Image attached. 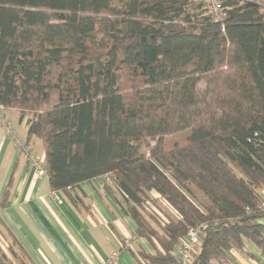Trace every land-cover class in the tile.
Masks as SVG:
<instances>
[{
    "label": "trees",
    "instance_id": "trees-1",
    "mask_svg": "<svg viewBox=\"0 0 264 264\" xmlns=\"http://www.w3.org/2000/svg\"><path fill=\"white\" fill-rule=\"evenodd\" d=\"M221 3L222 28L201 0H0L1 111L41 143L51 191L76 203L108 175L152 247L141 264H178L200 223L192 264L254 258L246 243L264 257V8Z\"/></svg>",
    "mask_w": 264,
    "mask_h": 264
},
{
    "label": "crops",
    "instance_id": "crops-1",
    "mask_svg": "<svg viewBox=\"0 0 264 264\" xmlns=\"http://www.w3.org/2000/svg\"><path fill=\"white\" fill-rule=\"evenodd\" d=\"M2 114L25 138V119L19 120L14 109H2ZM30 146L43 159L41 143L32 139ZM104 183L100 177L82 183L76 189V203L51 191L47 175L36 173L0 124V247L9 257L8 243L20 245L32 264H99L120 251L122 240L135 236V224L124 214L119 193ZM245 245L255 257L233 251L234 263L264 264L259 250ZM123 246L113 264H141L137 251L152 252L141 238Z\"/></svg>",
    "mask_w": 264,
    "mask_h": 264
},
{
    "label": "built area",
    "instance_id": "built-area-1",
    "mask_svg": "<svg viewBox=\"0 0 264 264\" xmlns=\"http://www.w3.org/2000/svg\"><path fill=\"white\" fill-rule=\"evenodd\" d=\"M239 2H251L257 4L264 8V0H237ZM202 8L204 10V14L209 16L210 19L214 23H218L221 28L223 27V22L225 19L226 11L224 6L221 3V0H201ZM0 124H2L6 129L13 140L14 145L20 150V152L29 159L35 166L36 173L45 174V169L43 166L42 159L38 158L35 154L33 148L25 144L24 140L16 133L10 121L6 120L4 115L2 114L0 108ZM100 178L105 181H109L108 175H102ZM264 195V193H263ZM259 210H264V198L261 200L259 206ZM204 226V223H200L196 227L190 228L186 231L184 237L177 244L173 254L177 260L178 264H192L193 260V251L195 247L200 244L201 241V228ZM134 239V237H128L123 240V245L129 246L130 242ZM120 254L119 250H115L111 252L108 257L102 260L99 264H113L118 259Z\"/></svg>",
    "mask_w": 264,
    "mask_h": 264
},
{
    "label": "rangeland",
    "instance_id": "rangeland-1",
    "mask_svg": "<svg viewBox=\"0 0 264 264\" xmlns=\"http://www.w3.org/2000/svg\"><path fill=\"white\" fill-rule=\"evenodd\" d=\"M189 133H190V130L189 129H186V130H183V131H180V132H177V133H173V134L167 135L166 136V140H168V141H178V140H182V139H185L189 135ZM150 142L153 143V141H150ZM35 154L38 156V158L41 159V155H42L41 153H39V152H37L35 150ZM153 194H154V196H157L156 193H153ZM160 203H161V207H163L166 211H168V213H170L172 215L174 214V211L172 209H170V207L168 206V204L164 200L160 201ZM141 211H142L141 212L142 215L148 221H150L151 223H153L152 219L150 218V216L148 214L149 212H151L150 211V208L149 207L148 208H145L144 207L143 210H141ZM152 225H154V224H152ZM146 243H147L149 249L151 250L152 249L151 245L147 241H146ZM195 249H196V247H195ZM6 250H7L6 252L8 253V255L10 257L9 264H29V262H27L24 259V257H21L18 254V252L14 255V253H10L7 248H6ZM243 256H245V255H243Z\"/></svg>",
    "mask_w": 264,
    "mask_h": 264
}]
</instances>
